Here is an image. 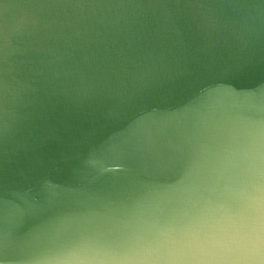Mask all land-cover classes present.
<instances>
[{
	"label": "water",
	"instance_id": "1",
	"mask_svg": "<svg viewBox=\"0 0 264 264\" xmlns=\"http://www.w3.org/2000/svg\"><path fill=\"white\" fill-rule=\"evenodd\" d=\"M0 264H264V0H0Z\"/></svg>",
	"mask_w": 264,
	"mask_h": 264
}]
</instances>
